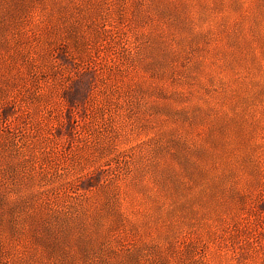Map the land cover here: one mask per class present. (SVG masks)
<instances>
[{
  "label": "rangeland",
  "instance_id": "rangeland-1",
  "mask_svg": "<svg viewBox=\"0 0 264 264\" xmlns=\"http://www.w3.org/2000/svg\"><path fill=\"white\" fill-rule=\"evenodd\" d=\"M0 264H264V0H0Z\"/></svg>",
  "mask_w": 264,
  "mask_h": 264
}]
</instances>
